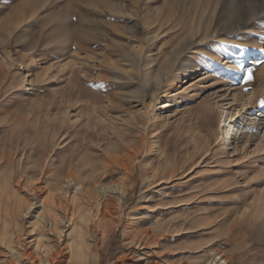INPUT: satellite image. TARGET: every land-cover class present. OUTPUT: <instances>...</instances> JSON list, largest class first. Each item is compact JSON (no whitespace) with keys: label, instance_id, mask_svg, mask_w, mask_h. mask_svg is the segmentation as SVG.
Returning a JSON list of instances; mask_svg holds the SVG:
<instances>
[{"label":"rangeland","instance_id":"1","mask_svg":"<svg viewBox=\"0 0 264 264\" xmlns=\"http://www.w3.org/2000/svg\"><path fill=\"white\" fill-rule=\"evenodd\" d=\"M235 1L0 0V264H46L26 205L63 169L124 188L74 206L91 264H264V15L229 30Z\"/></svg>","mask_w":264,"mask_h":264},{"label":"bare ground","instance_id":"2","mask_svg":"<svg viewBox=\"0 0 264 264\" xmlns=\"http://www.w3.org/2000/svg\"><path fill=\"white\" fill-rule=\"evenodd\" d=\"M237 2L239 8L236 7L237 13H235V17L237 21H235L238 22V24L237 26L234 25L236 22L233 20L232 24L235 27L234 29L229 30L239 29L252 19L264 15V9L257 5L259 4L258 2L252 3L248 0H236L235 4H237ZM222 6H225L224 2L222 3ZM221 16L222 13L218 17L217 25L220 24L219 21H221ZM63 170L60 173L58 172L52 185L47 188V194L45 196H42L43 194L38 195L40 202L38 205L35 206V203L26 205L29 210L34 209L36 212L34 215L35 218L42 223V231H47L46 235H48L49 240L51 241L49 244H44V241L38 236L39 238H34L32 240V245H34L33 248L37 250L40 249L44 254L45 257L43 258V261H45L46 264H91L92 259L90 260V254L94 252L95 249L99 251L97 248L94 226L101 225V221L100 219H95V221H93L94 219L91 220L90 217H85L82 214L78 216L76 212L77 209L75 210L74 206L78 205V200H81L80 198L82 197V199L90 201L91 205H93V202L96 204L98 214L103 212V206L106 209L111 205L113 201L116 200L115 197H121L120 193L124 192V188L119 183L115 184L113 187H110L111 183L109 186L102 185L101 189L105 198L103 197V200H101V198H96L94 199L95 201H93L90 197L92 196L90 192L91 190L85 188L81 181H77L74 175H66ZM71 194L73 195L71 196ZM92 197L94 198L96 195ZM63 200H65V202H63ZM71 204H73V207H71ZM36 207L37 209H35ZM14 218H18L17 215H15ZM5 229L7 230V228ZM29 232H35L34 227H30ZM12 238L13 237L9 235L7 239L9 241ZM35 249H33V252H35ZM24 253V251L20 252L21 255ZM31 254L32 252H30L28 256H31ZM143 254L144 253H137L134 255L135 259L132 258L131 262L126 260L122 261L121 264H143L142 261H145L144 264H156L154 262H149L147 258L144 259ZM93 258L95 264H98L100 258L99 253ZM211 261L212 264L229 263L226 257H218L216 253L212 256Z\"/></svg>","mask_w":264,"mask_h":264},{"label":"snow or ice","instance_id":"3","mask_svg":"<svg viewBox=\"0 0 264 264\" xmlns=\"http://www.w3.org/2000/svg\"><path fill=\"white\" fill-rule=\"evenodd\" d=\"M237 69L239 71L244 72V74L242 75L241 78L244 79L245 81H251L253 79V75H252L251 69L245 70V67H244V65L242 63L237 65ZM245 90L247 91L248 89H245Z\"/></svg>","mask_w":264,"mask_h":264}]
</instances>
